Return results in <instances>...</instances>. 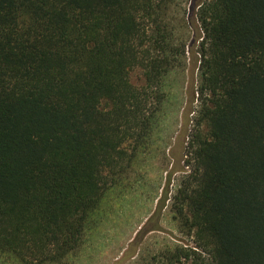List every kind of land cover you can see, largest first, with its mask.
<instances>
[{
  "label": "trees",
  "instance_id": "16d2710c",
  "mask_svg": "<svg viewBox=\"0 0 264 264\" xmlns=\"http://www.w3.org/2000/svg\"><path fill=\"white\" fill-rule=\"evenodd\" d=\"M191 1L0 0V251L47 264L79 247L191 50L194 170L175 209L192 246L149 264H264V0H200L196 33Z\"/></svg>",
  "mask_w": 264,
  "mask_h": 264
},
{
  "label": "rangeland",
  "instance_id": "374dc122",
  "mask_svg": "<svg viewBox=\"0 0 264 264\" xmlns=\"http://www.w3.org/2000/svg\"><path fill=\"white\" fill-rule=\"evenodd\" d=\"M198 1L181 10L195 33ZM190 30H184L186 35H191ZM199 65L188 50L170 74V94L148 146L103 195L89 216L79 247L61 262L47 264H149L152 256L167 248L191 245L189 223L176 213L175 195L194 170L190 142L199 105ZM141 78L136 71L132 80L140 84ZM0 264L23 263L0 251Z\"/></svg>",
  "mask_w": 264,
  "mask_h": 264
}]
</instances>
